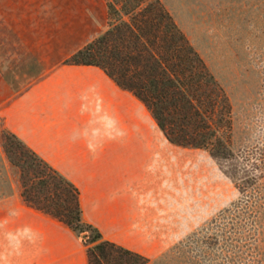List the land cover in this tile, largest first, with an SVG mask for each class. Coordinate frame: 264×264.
Returning a JSON list of instances; mask_svg holds the SVG:
<instances>
[{"label": "crops", "instance_id": "crops-1", "mask_svg": "<svg viewBox=\"0 0 264 264\" xmlns=\"http://www.w3.org/2000/svg\"><path fill=\"white\" fill-rule=\"evenodd\" d=\"M106 7V0H0V120L79 187L83 218L105 239L157 257L168 247L161 230L168 146L153 144L162 131L100 67L64 64L104 31ZM83 253L80 238L29 207L20 189L0 200V264H75Z\"/></svg>", "mask_w": 264, "mask_h": 264}, {"label": "rangeland", "instance_id": "rangeland-1", "mask_svg": "<svg viewBox=\"0 0 264 264\" xmlns=\"http://www.w3.org/2000/svg\"><path fill=\"white\" fill-rule=\"evenodd\" d=\"M162 1L227 91L233 133L230 157L154 137L168 146L161 161L169 171L161 226L168 247L151 264H264V0ZM8 168L18 191L19 171ZM4 181L0 173V195L9 192ZM82 246L75 264L82 257L86 264Z\"/></svg>", "mask_w": 264, "mask_h": 264}, {"label": "trees", "instance_id": "trees-1", "mask_svg": "<svg viewBox=\"0 0 264 264\" xmlns=\"http://www.w3.org/2000/svg\"><path fill=\"white\" fill-rule=\"evenodd\" d=\"M107 27L64 60L100 67L122 89L133 93L173 144L232 155L233 104L162 0H106ZM19 171L25 203L66 225L82 239L89 264H151V259L107 240L83 218L81 192L58 168L3 123L0 173L7 194Z\"/></svg>", "mask_w": 264, "mask_h": 264}]
</instances>
